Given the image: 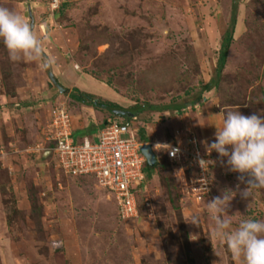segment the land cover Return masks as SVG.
<instances>
[{"label": "rangeland", "instance_id": "obj_1", "mask_svg": "<svg viewBox=\"0 0 264 264\" xmlns=\"http://www.w3.org/2000/svg\"><path fill=\"white\" fill-rule=\"evenodd\" d=\"M49 1L0 0L34 26L42 44L39 60L12 61L0 40V264H242L214 234L207 203L230 188L236 195L224 216L233 226L264 220V189L243 197L241 174L206 146L222 127V108L264 114V0H58L56 18ZM227 32L232 41L219 83L205 90L217 77ZM50 72L78 97L58 95ZM92 75L112 86L92 85ZM89 95L123 109L144 103L137 116L153 141L183 145L194 137L214 163L207 171L161 165L138 188L142 210L118 215L115 198L94 176L65 174L53 155L36 149L47 145L42 131L59 101L69 114L82 113L72 117L77 127L109 115L87 103L82 110L75 99ZM171 102L185 107H147ZM202 171L208 189L197 200L190 188Z\"/></svg>", "mask_w": 264, "mask_h": 264}, {"label": "clouds", "instance_id": "obj_2", "mask_svg": "<svg viewBox=\"0 0 264 264\" xmlns=\"http://www.w3.org/2000/svg\"><path fill=\"white\" fill-rule=\"evenodd\" d=\"M0 40L7 48L12 61L21 59L35 61L41 58L42 44L35 34L34 26L23 15L2 6H0ZM55 79L57 81L56 77ZM49 81L55 86L58 95H64L65 98L71 100L69 97L73 92L72 89L70 91L69 88L61 86L57 81V84L64 90H68L66 93L59 92L50 78ZM66 106L65 101L54 104L51 108L48 123L52 119L53 110L56 107H63L69 116L73 131V116L68 113ZM221 111L226 112L223 124L222 127H216L215 140L206 146L207 153L210 155L213 150L216 151L221 158V163H226L229 171L240 173L238 179L247 183L242 195L245 198L251 197V190L264 189V114L257 115L254 113L246 116L240 111H227L223 108ZM107 121L106 117H103L100 119L101 123L99 125L101 126ZM48 123L45 126L46 128ZM43 131L45 130L43 129ZM145 142L150 143V141ZM53 143L47 141V145L41 147L39 153L42 152L44 155L46 152L45 157L54 156ZM152 150L158 160V149L154 150L152 148ZM223 158H227L226 161ZM198 163L202 169L207 171L209 165L213 164L214 161L199 158ZM205 165H207V168ZM244 174H247L250 178L246 179ZM207 182V180L204 181V183ZM235 195L236 192L228 188L220 196L207 203L208 211L215 221L214 234L226 244L233 258L241 260L242 264H264V220L248 218L233 226V221L224 216ZM193 223L198 224L195 220Z\"/></svg>", "mask_w": 264, "mask_h": 264}, {"label": "built area", "instance_id": "obj_3", "mask_svg": "<svg viewBox=\"0 0 264 264\" xmlns=\"http://www.w3.org/2000/svg\"><path fill=\"white\" fill-rule=\"evenodd\" d=\"M49 2L51 9L58 8V0ZM125 118L115 115L99 127L95 139L84 138L79 141L74 138L70 119L64 108L56 107L51 121L42 134L45 142H54L52 148L54 157L65 174L94 176L96 182L109 190L115 198L119 215L131 217L138 212L135 189L145 180L143 166L146 160L139 149L143 142L137 137L135 126L137 115L128 117L130 121ZM150 143L154 150L161 146L174 165L186 164L187 168L196 167L200 170L198 159L208 160L201 155L194 137L183 145L177 143L163 145L155 140ZM36 147L39 151L41 149L39 147L42 146L37 144ZM206 174L204 171L198 173V178L191 185L190 189L197 200L208 189L204 183L208 180L205 178Z\"/></svg>", "mask_w": 264, "mask_h": 264}, {"label": "trees", "instance_id": "obj_4", "mask_svg": "<svg viewBox=\"0 0 264 264\" xmlns=\"http://www.w3.org/2000/svg\"><path fill=\"white\" fill-rule=\"evenodd\" d=\"M59 7H60V4H59ZM59 7L53 12V15H54L55 18L58 17L59 14L61 13V10L59 9ZM61 7H64V4H62ZM235 21H236V11H234V14H233V19H232V24L233 25H235ZM231 41H232V36H231L230 32H227L226 35L223 37V40H222V43H221V48H220L221 52H220V57L218 59V67H217V70H218L217 77H216V79H212L210 82H208V84L204 87L205 90L206 89L215 88L218 85V83H219L218 79H219V76H220V71L219 70L222 69L224 67L225 63H226L228 49L230 47ZM92 77H94V79L99 81V82H103V83L107 84L109 87L112 86L111 83H110V80H108V79L103 80V79H101V77L97 78L96 76H93V75H92ZM112 88H113V90L118 92L115 87H112ZM72 96L73 97H78L77 95L73 94V92L70 94V98H72ZM75 100L78 103H84L85 105L87 103L88 105H90L96 111H101L104 108H108L109 115L106 117V119L108 121L111 120L114 117V115L112 114L113 110L123 109L122 107H120V106H118V105H116L114 103H105V102H103L100 99H94L91 95H89L88 97H85L82 100L79 99V98H77ZM133 101H135L134 106H131L128 109H126L127 111H130L132 114L138 115L142 110L146 109L144 103L143 104H139V102H137V100H133ZM147 107L149 109H156V110H160V112H163V111H169V110L170 111L171 110L180 111L185 106H183L182 104H175L174 102H171L170 104H166V105L149 104ZM125 120H129L130 121V118L126 117ZM135 123H136L135 126H136V130H137V137H138L140 142L153 140V138L151 139L150 137H148L147 139L145 138L146 130H147L145 124L148 123L147 121L143 122L144 125L142 123L140 124L139 117L137 116V120L135 121ZM74 137H75L76 140H78L75 135H74ZM175 143L176 142H173L171 144H175ZM157 152H159V150ZM164 159L165 160L163 162L160 159V157H158V162L159 163H158V165H156L154 167H149V166H147L146 162L144 163L143 170H144V173H145V180L142 183V185L139 186L138 188H142L148 182V180H150V178H151L152 174L155 172V170L160 168L161 165L163 167L164 166L168 167V164H169L172 168L174 167V163L170 162V160L168 159L166 154L164 156ZM79 176H81V175H79ZM94 179H95V177H94ZM95 181H96V179H95ZM138 188L135 189V193H136L137 201H138V209L142 210L141 209L142 208L141 207L142 204H140L141 193H139ZM177 189H178V187H177ZM117 211H118V209H117ZM118 215H119V212H118Z\"/></svg>", "mask_w": 264, "mask_h": 264}, {"label": "water", "instance_id": "obj_5", "mask_svg": "<svg viewBox=\"0 0 264 264\" xmlns=\"http://www.w3.org/2000/svg\"><path fill=\"white\" fill-rule=\"evenodd\" d=\"M49 78L50 80L57 86L59 92H68V90H64L60 85L57 84V81L53 75L52 72L49 73ZM113 114L114 115H121L123 117H132L134 114H132L130 111H126V110H113ZM106 122H104L105 124ZM140 152L143 154L145 160H146V164L149 167H154L156 165H158V160L156 158V154L153 152L152 147H151V143L149 142H145L140 144Z\"/></svg>", "mask_w": 264, "mask_h": 264}, {"label": "crops", "instance_id": "obj_6", "mask_svg": "<svg viewBox=\"0 0 264 264\" xmlns=\"http://www.w3.org/2000/svg\"><path fill=\"white\" fill-rule=\"evenodd\" d=\"M56 78H57V77H56ZM79 80H80V75H79V73H78V74H76V76H75V80L72 82V85L75 87L78 83H80ZM57 81H59V78L57 79ZM85 81H86V80H85ZM94 83H95V84H94ZM93 84H94V86H96V85H100L101 82H99V81H97V80L95 81V79H94V81L92 80V85H93ZM101 85L104 86V85H106V84H101ZM101 85H100V86H101ZM90 86H91V85H90ZM96 87H98V86H96ZM69 89H70V91H71L72 88H69ZM114 91H115V90H114ZM36 92H38V91H36ZM36 92H35V93H36ZM115 92H116V91H115ZM33 94H34V93H33ZM36 95H37V94H36ZM79 108H80V107H78V109H79ZM83 108H84V106H83L81 109L83 110ZM82 110H81V112H82ZM77 111H78V110H77ZM93 111H95V110L93 109ZM77 113H78V115H76V116L72 115V116H73L74 118H75V117H80V116H79L80 113H79V112H77ZM95 113H97V112L95 111ZM81 114H82V113H81ZM81 114H80V115H81ZM96 115H97V114H96ZM74 118H73V119H74ZM73 121H74V120H73ZM73 121H72V124H73V132H74V135H76V130H77V129H79V128H82V129H83V131H82L83 137H82V138H81V137H80V138H77L79 141L82 140L83 138H90V137H92V138L95 139V138L98 136V133H99V127H100L99 124L101 123L100 121H96V120L92 119V121L89 120V122H88V123L86 122V124H85V122H84L82 126H79V125H78L79 127H77V126H76L77 124L73 123ZM75 126H76V128H74ZM86 127H87V129H85ZM91 128H97L98 133H97L96 135L93 136L91 133H89ZM84 129H85V130H84ZM86 130H88V133H89V134L84 133V132H86ZM148 137H150V136L146 134V135H145V138L147 139ZM150 138H151V137H150ZM44 155H47V153L45 152ZM43 157H44V156H43Z\"/></svg>", "mask_w": 264, "mask_h": 264}, {"label": "flooded vegetation", "instance_id": "obj_7", "mask_svg": "<svg viewBox=\"0 0 264 264\" xmlns=\"http://www.w3.org/2000/svg\"><path fill=\"white\" fill-rule=\"evenodd\" d=\"M104 109H107L108 110V108H104Z\"/></svg>", "mask_w": 264, "mask_h": 264}]
</instances>
